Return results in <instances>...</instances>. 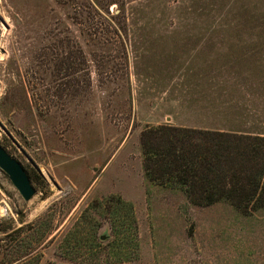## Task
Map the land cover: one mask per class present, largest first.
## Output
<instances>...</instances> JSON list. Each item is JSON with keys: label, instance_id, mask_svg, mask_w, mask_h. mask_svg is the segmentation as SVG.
Returning <instances> with one entry per match:
<instances>
[{"label": "rangeland", "instance_id": "rangeland-1", "mask_svg": "<svg viewBox=\"0 0 264 264\" xmlns=\"http://www.w3.org/2000/svg\"><path fill=\"white\" fill-rule=\"evenodd\" d=\"M250 65L264 70V0H0V147L35 191L0 170V264H264V208L148 183L139 143L161 125L264 137V98L249 121L233 96L252 86L229 68ZM218 102L222 120L200 119ZM111 195L137 221L124 262L106 211L80 222Z\"/></svg>", "mask_w": 264, "mask_h": 264}, {"label": "trees", "instance_id": "trees-1", "mask_svg": "<svg viewBox=\"0 0 264 264\" xmlns=\"http://www.w3.org/2000/svg\"><path fill=\"white\" fill-rule=\"evenodd\" d=\"M139 143L148 183L180 192L195 207L223 203L242 215L264 208L263 136L161 125L146 127ZM98 209L108 213L113 240L107 246L120 250L117 261H126L138 235L132 205L114 195L94 200L80 222ZM64 244L71 246L69 237Z\"/></svg>", "mask_w": 264, "mask_h": 264}, {"label": "crops", "instance_id": "crops-1", "mask_svg": "<svg viewBox=\"0 0 264 264\" xmlns=\"http://www.w3.org/2000/svg\"><path fill=\"white\" fill-rule=\"evenodd\" d=\"M232 69V70H231ZM241 69V70H240ZM229 70L233 71V72H245L248 73V75L244 76L243 79H247V84L251 85L252 88L250 89H243V92H240V90H236V93L233 95L234 97H246L247 99L245 100V103L247 105L246 108H244V110H242L241 112H243V120H259V115L261 114V112H263L262 110H260L259 108V104H261L259 102V98H264V90L259 89V83L260 82V78L259 76H257V78L255 77L256 75H258L259 73L264 72V70L262 68H260V66H254V65H250V66H244L242 68H229ZM262 79L264 80V76L262 77ZM243 84V80L241 81ZM237 83V82H236ZM235 105H242V102L235 101L233 102ZM244 104V102H243ZM262 104H264V101L262 102ZM224 105L220 104L219 102L216 104V106H212L210 107V109H204L202 110V112H200L202 114V116L200 117V119H202L205 122H213L216 119L218 120H222L221 116L224 114V110L222 109ZM227 106V105H226ZM233 111V110H232ZM226 114H230V113H236V112H231L230 109L229 111L225 110ZM179 127H189V128H197L196 126H190V125H182ZM212 126H202L201 129H208ZM199 128V127H198ZM249 135H258V134H254V133H248Z\"/></svg>", "mask_w": 264, "mask_h": 264}, {"label": "water", "instance_id": "water-1", "mask_svg": "<svg viewBox=\"0 0 264 264\" xmlns=\"http://www.w3.org/2000/svg\"><path fill=\"white\" fill-rule=\"evenodd\" d=\"M0 170L7 175L9 181L25 202H29L33 198L35 191L25 170L18 161L1 147Z\"/></svg>", "mask_w": 264, "mask_h": 264}, {"label": "bare ground", "instance_id": "bare-ground-1", "mask_svg": "<svg viewBox=\"0 0 264 264\" xmlns=\"http://www.w3.org/2000/svg\"><path fill=\"white\" fill-rule=\"evenodd\" d=\"M4 31H6V29H5L4 26H2V28H1V32L3 33Z\"/></svg>", "mask_w": 264, "mask_h": 264}]
</instances>
